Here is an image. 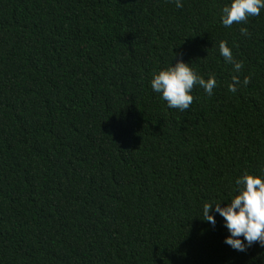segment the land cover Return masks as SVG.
Instances as JSON below:
<instances>
[{"label": "trees", "instance_id": "obj_1", "mask_svg": "<svg viewBox=\"0 0 264 264\" xmlns=\"http://www.w3.org/2000/svg\"><path fill=\"white\" fill-rule=\"evenodd\" d=\"M229 2L0 0V264H264L201 213L264 169V10ZM174 53L217 81L184 112L149 83Z\"/></svg>", "mask_w": 264, "mask_h": 264}, {"label": "clouds", "instance_id": "obj_2", "mask_svg": "<svg viewBox=\"0 0 264 264\" xmlns=\"http://www.w3.org/2000/svg\"><path fill=\"white\" fill-rule=\"evenodd\" d=\"M169 2L177 9L183 7V0ZM262 10L264 0H230L221 8L219 22L222 27L231 28L234 23H246L250 17H258ZM241 34H246V29L242 28ZM219 54L226 64L232 65L233 71L239 72L243 67L241 62L235 60L227 41L219 43ZM174 58L175 65L171 64L154 73L149 83L151 90L159 94L168 109L184 112L194 102L191 94L194 86H199L205 94L211 96L217 87V81L214 75L205 79L197 74L190 67V63L183 61L179 53H174ZM242 83L246 86L249 83L248 78ZM240 84L239 78L233 76L228 91L235 93ZM233 189L235 194L227 202L202 204L203 221L215 227L218 214L227 231L223 243L236 252L247 254L254 245L264 248V169L256 174L245 172L236 177Z\"/></svg>", "mask_w": 264, "mask_h": 264}]
</instances>
